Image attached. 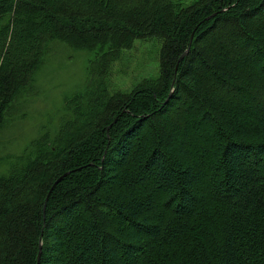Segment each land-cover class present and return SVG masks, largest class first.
Masks as SVG:
<instances>
[{
	"label": "trees",
	"instance_id": "obj_1",
	"mask_svg": "<svg viewBox=\"0 0 264 264\" xmlns=\"http://www.w3.org/2000/svg\"><path fill=\"white\" fill-rule=\"evenodd\" d=\"M149 38L158 75L110 92ZM54 42L88 75L3 163L0 264H264V0H0V130Z\"/></svg>",
	"mask_w": 264,
	"mask_h": 264
},
{
	"label": "rangeland",
	"instance_id": "obj_2",
	"mask_svg": "<svg viewBox=\"0 0 264 264\" xmlns=\"http://www.w3.org/2000/svg\"><path fill=\"white\" fill-rule=\"evenodd\" d=\"M175 1L181 5H188L196 0ZM66 47L63 43H51L48 59L38 74L37 89L30 99L28 112L23 118H16L0 130V170L6 169L3 163L22 152L27 144L37 137L40 127L43 125L53 127L57 123V109L61 107L63 96L74 91L87 78L89 52ZM159 49L160 42L149 38L135 39L130 48L120 51L117 59L112 61L107 69L105 80L108 90L110 92L130 91L142 80L157 76ZM239 55L245 60L248 58L244 53ZM246 62L250 64L248 60ZM246 82L250 87L256 85L253 81ZM226 93L234 101L244 103L241 94L227 90ZM182 99L184 107L187 106L188 101ZM256 101L262 102L260 99ZM245 110H249L247 106ZM237 115L238 113L233 109L228 115L226 114V117L237 123L240 121ZM169 116L173 118L170 113Z\"/></svg>",
	"mask_w": 264,
	"mask_h": 264
},
{
	"label": "water",
	"instance_id": "obj_3",
	"mask_svg": "<svg viewBox=\"0 0 264 264\" xmlns=\"http://www.w3.org/2000/svg\"><path fill=\"white\" fill-rule=\"evenodd\" d=\"M67 172H65L63 175H61V176H59L54 182H53V184H52V187L54 186V185H56L62 178H63V176L66 174ZM51 187V188H52ZM39 255H40V250H39V254H38V257H39Z\"/></svg>",
	"mask_w": 264,
	"mask_h": 264
}]
</instances>
